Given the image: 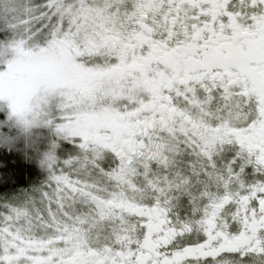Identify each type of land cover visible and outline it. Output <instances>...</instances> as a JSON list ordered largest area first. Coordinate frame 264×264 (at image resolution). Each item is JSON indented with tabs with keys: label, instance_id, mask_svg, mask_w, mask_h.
<instances>
[{
	"label": "snow or ice",
	"instance_id": "6c2138e0",
	"mask_svg": "<svg viewBox=\"0 0 264 264\" xmlns=\"http://www.w3.org/2000/svg\"><path fill=\"white\" fill-rule=\"evenodd\" d=\"M10 52L57 139L0 264H264V0H0Z\"/></svg>",
	"mask_w": 264,
	"mask_h": 264
},
{
	"label": "rangeland",
	"instance_id": "374dc122",
	"mask_svg": "<svg viewBox=\"0 0 264 264\" xmlns=\"http://www.w3.org/2000/svg\"><path fill=\"white\" fill-rule=\"evenodd\" d=\"M55 132L52 128L43 124L33 125L25 128L10 115L8 102L0 100V146L8 151L18 154L22 160H26L38 171L37 179H33L29 187L17 188L14 191L0 194V200L11 201L23 193H31L34 187L42 184L48 176L46 167L41 165L44 154L52 147L53 140H56ZM69 147L67 144L60 143L56 149L57 154H62Z\"/></svg>",
	"mask_w": 264,
	"mask_h": 264
},
{
	"label": "clouds",
	"instance_id": "9594fccd",
	"mask_svg": "<svg viewBox=\"0 0 264 264\" xmlns=\"http://www.w3.org/2000/svg\"><path fill=\"white\" fill-rule=\"evenodd\" d=\"M15 59H17V54L15 52H10L7 60L0 58V72L9 73V69L6 67V64L8 60ZM9 77L21 86V95L23 96V110L19 113V115L12 113L10 104L14 99H16L15 96H9L5 94L4 96H0V100H5L8 102L10 115L15 117L17 122L20 119L31 120L33 119V116L36 112H45L48 110L49 102L54 95L51 89L42 83L34 84L30 87L27 86V81L29 79L27 73L16 67L13 68L6 79Z\"/></svg>",
	"mask_w": 264,
	"mask_h": 264
},
{
	"label": "trees",
	"instance_id": "16d2710c",
	"mask_svg": "<svg viewBox=\"0 0 264 264\" xmlns=\"http://www.w3.org/2000/svg\"><path fill=\"white\" fill-rule=\"evenodd\" d=\"M37 172L31 163L0 146V194L29 187Z\"/></svg>",
	"mask_w": 264,
	"mask_h": 264
}]
</instances>
